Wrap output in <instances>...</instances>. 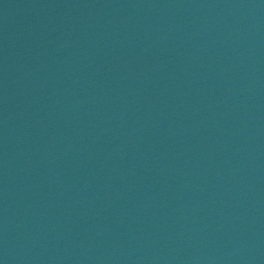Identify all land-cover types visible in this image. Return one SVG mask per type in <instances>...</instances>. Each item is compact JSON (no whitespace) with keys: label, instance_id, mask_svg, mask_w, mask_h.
I'll return each mask as SVG.
<instances>
[{"label":"water","instance_id":"95a60500","mask_svg":"<svg viewBox=\"0 0 264 264\" xmlns=\"http://www.w3.org/2000/svg\"><path fill=\"white\" fill-rule=\"evenodd\" d=\"M0 264H264V0H0Z\"/></svg>","mask_w":264,"mask_h":264}]
</instances>
